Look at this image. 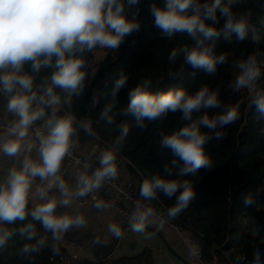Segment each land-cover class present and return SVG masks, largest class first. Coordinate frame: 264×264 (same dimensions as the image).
Segmentation results:
<instances>
[{"label": "clouds", "instance_id": "9594fccd", "mask_svg": "<svg viewBox=\"0 0 264 264\" xmlns=\"http://www.w3.org/2000/svg\"><path fill=\"white\" fill-rule=\"evenodd\" d=\"M236 0H211V2L199 3V0H164V6L150 7V14L154 18V26L168 37L176 33H186L193 39H197V46L189 50L187 47L173 49L169 54V60H175L178 52L182 51L185 63L194 70H202L211 74L216 71L218 63L223 64L226 56H215V41L222 35L229 39L235 34L237 40L243 41L251 32L253 42L259 40L254 26L241 16L234 17L230 10ZM139 0H127L128 5H137ZM191 10V14H189ZM221 18H226L222 29L215 26L218 22L217 13ZM211 21L212 24H206ZM264 23V22H262ZM139 21L133 17L129 19L125 13L124 0H0V91L11 94L17 91L8 100L7 109L19 117L18 121L9 129L8 134L16 139L8 140L0 144V152L12 157L20 153L25 145L23 141L28 136V129L38 119L45 116L43 107H33L35 101L41 105L52 108V115L47 120L48 134L45 136L37 131L39 138L40 163L25 157L23 167L17 171L13 168L6 186H0V223H12L16 220H24L29 213L26 211L30 188L36 177L41 181H48L46 187H39L37 193L41 199L47 197V193L53 187H57L64 199L59 203L68 205L73 196H85L101 186L105 179L115 178L117 175L116 156L113 151H105L99 158L100 168L96 169L91 177L81 175L76 191H70L64 180L57 176L61 162L68 154L71 147L70 137L74 133L73 118L71 116L57 118V106L60 105V96L54 92L59 88L68 94L78 95L83 87L85 61L77 54L85 51L91 52L96 48L118 49L124 38L133 32L140 30ZM205 41L212 43L204 46ZM257 55H250L246 61L239 62L236 67L240 74L233 81V91L247 89L250 94L255 93V84L261 76ZM55 61L53 62V58ZM26 62L31 63L33 73H39L41 68H54L51 75V84L47 85L42 95L34 92V78L23 74L21 71ZM129 77L121 74L116 80L112 91L113 103L109 104L102 114L109 124L113 118L108 115L115 104L117 93L127 85ZM151 80H144L128 93V104L122 111L126 115H132L139 126H143L145 119L154 121L171 113H181L182 121H190L187 126L163 135L160 140L161 148L170 149L174 159L171 167H165L164 171L172 175L176 169L178 177L195 174L201 168L211 167V160L205 155V144L213 139L208 132H202L206 128L215 133V139L220 140L226 133L216 131L234 124L239 118V104L228 107L219 115L209 116L207 113L193 119V113H199L201 109L220 107L218 93L210 91L209 87L202 86L195 94L190 95L184 89L169 90L166 93L153 94L150 91ZM256 111L264 115V94H256L251 101ZM251 107V105H250ZM86 130L90 129L86 126ZM120 136L116 143L128 134L129 127L126 124L119 126ZM32 144L26 148L31 150ZM162 191L171 198L177 192L176 204L168 210L170 217H175L185 209L195 193L187 180H165L153 177L151 181L145 180L140 189V195L145 199L155 198L156 191ZM58 201L48 200L47 203L37 205L30 213L32 218L39 221L46 230L53 233L54 238L66 231L72 225L83 224L82 217H69L54 215ZM246 204L251 200H246ZM152 209L137 212L133 216L132 228L140 232L144 230L147 218L151 216ZM32 225L21 229V234L28 233L29 238L34 234ZM112 230L119 235V229L113 226ZM0 245H3L11 233L0 228ZM44 241H39L43 245ZM36 250L35 246L31 249ZM25 251H29L25 247ZM253 264H260L259 253L254 257Z\"/></svg>", "mask_w": 264, "mask_h": 264}, {"label": "trees", "instance_id": "16d2710c", "mask_svg": "<svg viewBox=\"0 0 264 264\" xmlns=\"http://www.w3.org/2000/svg\"><path fill=\"white\" fill-rule=\"evenodd\" d=\"M125 2V13L129 19L135 17L141 27L124 38L118 49L105 48V54L96 65L91 79L83 81L81 92L74 94L72 99H66L67 93L59 88L54 92L60 96L65 112L75 120L87 118L91 124V131H87L73 121L72 135L75 145L82 146L99 138L108 142L117 158H124L129 162L127 169L131 173H139L142 178L138 185L140 191L145 180L153 177L165 180H187L195 193V198L189 205L178 213L175 218L181 223L187 233L194 235L200 245L205 259L216 255L221 262H225L221 251H227L229 260L233 264H253L255 254L259 253L260 263L264 262V115L256 111L252 99L256 94H264V0H236L231 5V11L236 19L244 16L250 25L254 26L259 40L253 42L251 32L243 40H237L235 34L229 39L223 35L215 41L214 55L226 56L223 64L216 65V71L208 74L202 70H194L185 63L184 53L178 52L175 60H169L173 49L187 47L189 50L197 46L198 37L193 39L186 33H176L172 37L166 36L154 26V18L150 14V7L164 6V0H139L137 5ZM211 0H199V3ZM227 3V0H223ZM191 14V10H189ZM218 22L213 25L222 29L226 18L217 13ZM212 24L211 21H205ZM212 43L205 41L204 46ZM96 48L93 50H98ZM85 51L80 57L88 64ZM257 55L261 76L255 84L256 92L244 95L242 108L238 109L240 118L225 128L216 131L226 133L223 139H215V133L206 128L213 139L205 144V155L211 160V167L201 168L195 174L182 177L168 175L164 169L171 167L174 159L170 149L161 148L160 140L163 135H170L187 126L190 121H182L181 113L169 112L167 116L154 121L145 119L139 126L132 115L122 111L128 104V93L144 80H151L150 91L153 94L166 93L169 90L184 89L193 95L202 86L218 93L220 107L201 109L193 113V119L207 113L210 117L222 114L228 107H232L230 97L234 93L232 83L240 70L236 65L246 61L250 55ZM55 57L53 58V62ZM90 65V63L88 64ZM84 69V68H83ZM82 69V70H83ZM24 74L33 76V91L42 95L47 85L51 84L54 68H41L39 73H33L31 63L23 66ZM124 74L129 77L127 85L115 97V104L108 113L113 118L109 124L107 118H102L104 109L113 103L112 91L116 80ZM23 75V74H21ZM43 107L45 115L52 114L47 105ZM251 105V107H250ZM62 115V112H56ZM126 124L128 134L116 143L120 136L119 126ZM169 198L162 191L157 190L155 198L147 199L154 211L162 215L176 204V196ZM246 200L251 203L246 204ZM33 209L27 205L29 213L24 220L12 223H0V228L11 233L3 245H0V264H51L49 259L66 251L60 240L75 242L82 246L90 242L93 254L100 260L93 263L84 260L82 264H106L116 248L115 238L107 241L82 231H64L59 238L46 230L43 225L30 215ZM171 219L168 214L163 215ZM31 224L30 231L34 234L29 238L27 232L21 234V229ZM3 233L0 232V235ZM83 235L80 239V237ZM43 240V245L39 241ZM29 251H25V247ZM35 246L36 250H31ZM111 264H153L151 254L143 250L134 256H120Z\"/></svg>", "mask_w": 264, "mask_h": 264}, {"label": "built area", "instance_id": "2783aa9c", "mask_svg": "<svg viewBox=\"0 0 264 264\" xmlns=\"http://www.w3.org/2000/svg\"><path fill=\"white\" fill-rule=\"evenodd\" d=\"M20 74H24L22 70ZM17 94V90H14L11 94H5L3 91H0V144L7 142L8 140L16 139L15 136H10L8 134L9 129L16 123L19 119L18 116L9 112L7 109L8 100L11 95ZM62 103L57 106L56 112H62V115H56L57 118L71 116L65 112L64 107L62 108ZM51 110L52 108L48 106ZM52 114L45 115L43 118L36 120L28 129V136L25 137L23 144L25 148L21 151L23 152L26 149V145L31 143L32 145H39V138L36 136L37 131L41 132L43 135L48 134V129L46 127L47 120L51 117ZM72 117V116H71ZM73 118V117H72ZM73 121L76 122L79 126L86 130V126L91 131V124L89 120L85 117ZM89 131V130H87ZM89 131V132H90ZM99 141L98 147L95 150L86 151L78 149L74 142L72 136L70 137L71 147L68 154L64 157L61 162L60 170L57 173V176L64 180L65 184L68 186L70 191H76L79 177L81 175H87L91 177L94 171L100 168L99 158L101 154L105 151H113L111 145L108 142H105L99 138H96ZM125 164L128 166L129 162L126 159H123ZM41 161L39 160L38 163ZM127 169V168H126ZM128 169L126 170V172ZM140 179L144 180L139 173L127 172V177L121 179L117 174L115 178L105 179L101 182V186L97 189L92 190L85 196H73L72 201L79 206L83 205H93L99 204L103 210H108L117 213L120 215L126 223L133 224L134 212H143L147 209H152V215L159 217L166 224V227L169 231L173 232L174 235L182 238L184 243L187 245L190 250V263L189 264H233L229 260L228 252L221 251L222 256L226 259L225 262H221L216 255H213L210 259H205L201 252V248L197 238L186 232L181 223L175 218L171 219L165 218L163 215L168 214V211L165 210L164 214L159 215L154 211V208L150 205L149 201L140 195L138 190V185ZM48 181H41V187H46ZM57 190L58 193L62 194L57 187H53ZM32 209L37 205L35 201L29 196L28 204ZM84 261L76 252L64 251L56 257L49 259L51 264H82ZM93 263H99L98 258H93L91 260ZM114 261V257L110 256L106 264H111Z\"/></svg>", "mask_w": 264, "mask_h": 264}, {"label": "crops", "instance_id": "0c3cea01", "mask_svg": "<svg viewBox=\"0 0 264 264\" xmlns=\"http://www.w3.org/2000/svg\"><path fill=\"white\" fill-rule=\"evenodd\" d=\"M101 48L97 51L102 54L100 59L98 55L96 61L102 60L104 54L100 53ZM96 52V51H94ZM89 64V63H88ZM85 65L83 71L85 72V79H91L94 75L95 68L90 65ZM33 90V89H32ZM21 94H24L22 90L17 89ZM38 100L33 103V107H39ZM62 103V102H61ZM64 107V106H63ZM99 141L94 139L92 142L84 144L82 146L75 145L78 149L86 151L95 150L98 147ZM39 145H33L31 150L27 148L18 153L16 156L9 157L3 152H0V186H6V182L9 177L10 171L15 168L19 171L23 167V161L25 157H28L34 162H39ZM124 158H117L116 156V168L117 174L121 179L127 177ZM41 187L40 178L36 177L30 188L29 196L35 201L36 205L47 203L48 200L55 199L58 201L57 207L54 211V215L69 216L72 218L82 217L83 224L80 226L72 225L66 232L82 231L84 234H92L99 238H103L107 241L115 238L116 248L113 253L114 260L120 256H134L143 250L150 252L153 264H189L190 263V250L184 243L182 238L174 235L169 231L166 224L159 217L151 215L147 218L143 231H134L132 225L125 222V220L115 212L108 210H101L98 213H91V205H76L72 199L68 205H62L60 200L64 199L63 195L58 193L56 189L52 188L48 191L47 197L41 199L37 193V189ZM134 214H136L134 212ZM113 226L119 229V235L113 230ZM83 235L78 237L80 239ZM62 246L67 251L76 252L84 260H92L96 256L93 254L92 246L90 242H85L87 245L84 248H79L75 242H64L60 240Z\"/></svg>", "mask_w": 264, "mask_h": 264}, {"label": "rangeland", "instance_id": "374dc122", "mask_svg": "<svg viewBox=\"0 0 264 264\" xmlns=\"http://www.w3.org/2000/svg\"><path fill=\"white\" fill-rule=\"evenodd\" d=\"M262 9H263V11H264V6H263ZM105 50H106V49H101V50H100V53L105 54ZM95 51H96V52H93V51H92V53H87V54H86L88 63H90L92 67L94 66V68H95V65L98 63V62L96 61V57H97V55H98V58H99V59L101 58L100 55H102V54H97V53H99L97 50H95ZM263 66H264V64H263ZM263 66H259V67L261 68V67H263ZM232 84H233V83H232ZM231 87H232V86H231ZM248 92H249V91H248L247 89H241V90L238 91V92L235 91L234 93H232V94H231V97H230V101H231L232 106H236L237 104H239V109L242 108V105H243V103H244V101H245V99H244V95H245L246 93H248ZM61 107L63 108V104H62ZM86 245H87V244L85 243V244H83L82 246H78V247H79V248H84Z\"/></svg>", "mask_w": 264, "mask_h": 264}, {"label": "water", "instance_id": "95a60500", "mask_svg": "<svg viewBox=\"0 0 264 264\" xmlns=\"http://www.w3.org/2000/svg\"><path fill=\"white\" fill-rule=\"evenodd\" d=\"M73 96H74V94L71 95L70 99H72ZM90 210H91V213H95L96 214V213H98L99 211L102 210V207L99 204L95 203V204L91 205ZM260 264H264V262H262Z\"/></svg>", "mask_w": 264, "mask_h": 264}]
</instances>
